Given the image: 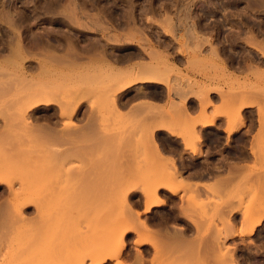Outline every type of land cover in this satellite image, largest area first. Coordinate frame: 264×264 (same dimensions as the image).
I'll return each instance as SVG.
<instances>
[{
    "label": "rangeland",
    "instance_id": "rangeland-1",
    "mask_svg": "<svg viewBox=\"0 0 264 264\" xmlns=\"http://www.w3.org/2000/svg\"><path fill=\"white\" fill-rule=\"evenodd\" d=\"M40 1L0 0V264H92L106 256L104 264H206L203 244L214 247L234 213L250 226L264 214V23L253 22L238 48L217 34L233 27L225 24L232 16L264 19V0H54L63 17L56 26L100 38L105 45L96 40L97 49L142 48L143 58L131 64L109 61L103 50L70 56L71 36L63 56L47 51L37 19L25 18ZM206 5L216 9L208 11V29ZM110 15L126 17V28ZM154 34L172 45L153 42ZM150 69L163 83L119 90ZM135 91L141 96L126 100ZM78 112L83 126L74 122ZM40 113H60L64 124L46 133ZM207 119H219L228 145L248 128L251 158L233 167L229 187L185 180L173 157L177 143L160 144L155 134L159 125L198 153L199 129L212 126H204ZM157 200L163 204L147 210ZM167 209L173 233L158 235L147 218ZM129 211L140 228L125 234L115 259L118 230L133 223L125 220ZM179 226L190 235L177 236Z\"/></svg>",
    "mask_w": 264,
    "mask_h": 264
},
{
    "label": "flooded vegetation",
    "instance_id": "flooded-vegetation-1",
    "mask_svg": "<svg viewBox=\"0 0 264 264\" xmlns=\"http://www.w3.org/2000/svg\"><path fill=\"white\" fill-rule=\"evenodd\" d=\"M221 3L223 2H219V6H221ZM59 6L60 5H58L54 0H42L36 6V9H32V5H30L28 11L25 12V18L28 21L33 22L32 19L36 18L37 22H39L40 24V29H43L38 32L42 34V36L40 37L42 40V45L46 46L45 49L47 51L53 52L55 55L63 56L67 48V44H65L64 38L66 39L67 37L69 38L71 36L74 38L72 39L73 42L71 44L73 46V49H71V56L74 55V57H79L88 52H95L96 50H103L102 54H104L109 61L118 62L121 64H131L143 58L142 56L145 54V52L142 48L132 49L126 46H104L105 48L103 49H97L95 43L96 40L98 41L99 45H105V43H101L99 41L100 38L80 35L61 26H56L63 22L61 21L63 17L59 15ZM237 9L238 7L236 6V9H232L231 12L237 13ZM208 11L216 12V9L209 10L207 9V5L206 9H203V13L205 14L204 18L206 19V22H203V26L205 29L214 27V25L212 27H208V25H210V22H207L208 19H211L213 21L212 18H209ZM35 14L37 15L35 16ZM109 18L114 24L117 25L119 29L124 30L126 28V22L128 20L126 17L110 15ZM256 19L251 15L243 17L232 16L228 18L225 24H231L233 27L226 26V28L223 27L220 32H217V34L220 35L219 39L224 42L223 45L225 44V46H234L238 48L240 44L238 40L240 38L243 39L248 33V30L254 27L253 22L259 21L264 23V19ZM49 22L54 25H46ZM228 30L230 32H227ZM64 32H67L69 35H65ZM262 33L264 34V31H262ZM154 35L155 37H150L153 42L156 43L157 41H159V39H162L164 46L166 45L169 47L170 45H172L169 40L166 41L165 39L159 37L158 34ZM87 40H93L94 42H89ZM228 40L230 41V43H228ZM77 41H79V43H77ZM239 53L240 51L237 50L234 54L236 56H239ZM239 61V58L236 59L237 63H239ZM28 67L31 68L33 66L28 65ZM140 96L141 93L135 91L126 100L135 99ZM84 114V112H78L74 115V122L77 126L80 124L81 126L86 124ZM36 118L40 120L39 124L42 126V130L50 134L54 133L53 130H60V126L64 124L61 121L62 117L60 113H58L56 116L55 113H50L49 115L40 113L39 115H36ZM81 121H83V123H79ZM56 125H58L59 127H57ZM221 125L222 123L218 119L214 125L205 127L212 129H210L209 131H201L203 143L201 149L203 151L209 150L211 153H217L215 156L209 155L201 160H187L185 163H182L184 174L183 177L188 182L196 184H213L218 180H235L234 174H231V172H233V167L237 166L242 161H248L251 158L250 150H243L242 145L239 144V135H243L241 136V138H245L244 135L245 132H247L248 128L245 132L242 131L241 134H234L232 137L233 143L228 145L227 134L223 128H220ZM233 216L236 217L234 218L235 223L231 224V226H228L227 230L225 229L220 231L219 236H217L218 239L216 241V245L214 247L209 246L208 244H203L205 260H207L206 264H230V262L231 264H264V223H261L260 226L258 225L255 227L253 231L254 234L244 236V234L246 233H241L242 236L241 234L240 236H236L239 235V232H246L250 225L241 224V215L234 213ZM174 218L175 217L173 209H167L165 211L154 210L153 215L147 218V222L156 234L172 235L171 233H173L175 224H172L170 221ZM179 227L183 231H181L180 233L176 232V235L180 234L183 237L186 235H190L188 234L189 230L188 228H186V226ZM227 232H230L231 235H227L226 237ZM207 243H211V241ZM142 253L145 259L150 260L154 255V249L152 247H149L148 249H144ZM224 257L226 259H224Z\"/></svg>",
    "mask_w": 264,
    "mask_h": 264
},
{
    "label": "bare ground",
    "instance_id": "bare-ground-1",
    "mask_svg": "<svg viewBox=\"0 0 264 264\" xmlns=\"http://www.w3.org/2000/svg\"><path fill=\"white\" fill-rule=\"evenodd\" d=\"M10 20V19H9ZM13 20V19H12ZM14 21V20H13ZM12 21V22H13ZM166 22H169V23H172L173 21H172V18H167L166 19ZM12 24V23H11ZM261 26H259V28H260ZM258 28V29H259ZM262 29V28H261ZM253 30V29H252ZM255 30V29H254ZM260 31V30H259ZM252 32V31H251ZM45 34V33H44ZM255 34V33H254ZM49 35V34H48ZM48 38V37H47ZM15 39V38H14ZM62 43V42H61ZM13 46V45H12ZM18 47V46H17ZM14 48V47H13ZM19 48H20V46H19ZM73 49V48H72ZM78 49V48H77ZM13 50H15V48L13 49ZM16 50H18V48L16 49ZM70 50V49H69ZM71 51V50H70ZM69 51V52H70ZM78 51V50H77ZM20 52V51H19ZM18 52V53H19ZM13 54H15V52H13ZM70 54H71V52H70ZM76 54H78V53H76ZM68 55V54H67ZM71 56V55H70ZM73 57H74V55H72ZM69 57V56H68ZM66 58H67V56H66ZM65 58V59H66ZM78 58V57H77ZM63 61V60H62ZM73 61V60H72ZM143 70H145V69H143ZM143 70H141L142 72L139 74V75H137V77L135 78V79H133V80H129V81H126V82H124V83H122V85L120 86V88H119V90H125V89H127V88H129V87H131V86H133V85H135L136 83H140V82H148V83H161L163 80H160V78H159V76L161 77L162 75H160L158 72V70L157 71H155V69L154 70H151V72L150 71H143ZM150 72V73H149ZM154 72H157V73H154ZM156 74H159V76H158V78H157V75ZM127 80V79H126ZM158 80H160L159 82H158ZM165 81V80H164ZM163 83V82H162ZM213 120L211 119H209V121H208V119H207V122H203V124H204V126L205 125H212L213 124ZM49 132V131H48ZM163 204V201H160V200H157V201H155V202H153V203H151L149 206H148V208H147V210H150L152 207H156V206H160V205H162ZM126 205V204H125ZM130 205V204H129ZM127 206V208L130 210L131 208V205L130 206ZM136 214V213H135ZM135 214H134V212H132L131 213V211H129V213L128 214H126V215H128V216H126L125 217V220H126V222L127 221H130V222H132L133 221V223L132 224H129V223H126L127 224V226H124L125 227V229H120V230H118V236H119V239H120V242H119V245H118V248H117V256L115 255V259H117V258H119V256L121 255V252H122V250H123V248L125 247V245H124V242H123V237L125 236V234H127V232H130V231H134L135 230V232H137L136 231V228H137V225H136V223L134 222V221H138V219H137V217L135 216ZM137 215H139V214H137ZM135 217H136V220H135ZM139 218V217H138ZM264 219V214H256V215H253V217L251 218V220H252V225L250 226L251 228H250V230L248 231H246V232H244V231H242V232H239V235H236V236H240V234L242 233H246V234H244V236L245 235H247V236H249L250 234H254V229H255V227L256 226H260V224H261V222H262V220ZM136 221V222H137ZM140 222V221H139ZM144 224H145V222H144ZM129 225V226H128ZM139 225V224H138ZM138 228H140V226H138ZM138 228H137V230H138ZM144 228V227H143ZM147 229V228H146ZM150 229V228H149ZM149 229H147V230H149ZM142 231V230H141ZM149 231H151L152 232V230H149ZM164 231V230H163ZM139 233H140V229H139ZM180 233V232H179ZM146 234H148V233H146ZM152 234V233H151ZM150 233L148 234V235H151ZM154 234V233H153ZM242 234H241V236H242ZM147 235V236H148ZM178 236V235H177ZM179 236H180V234H179ZM115 238H117V237H115ZM143 240V241H142ZM141 241H140V243L139 244H144L147 240H144V238L142 239ZM152 244V243H151ZM259 249V248H258ZM210 250V249H209ZM211 251V250H210ZM226 252H227V250H226ZM261 252V251H260ZM116 253V252H115ZM112 255V254H111ZM141 255V254H140ZM140 255H138V256H140ZM105 257V256H104ZM106 257H108V256H106ZM106 257L105 258H99V257H97V258H95L96 260L95 261H93L94 263H92V264H104V262L106 261ZM112 256H110L109 258H111ZM114 257V256H113ZM232 257V256H231ZM140 258V257H139ZM139 258H137V260L139 259ZM92 259V258H91ZM114 259V258H113ZM142 259V258H141ZM224 259H226L225 257H224ZM117 261H118V264H122L120 261H119V259H117ZM236 261V260H235ZM84 262V261H83ZM83 262H82V264H83ZM229 262V261H228ZM227 262V263H228ZM233 262H234V260H233ZM80 264V263H79ZM230 264H231V262H230Z\"/></svg>",
    "mask_w": 264,
    "mask_h": 264
},
{
    "label": "crops",
    "instance_id": "crops-1",
    "mask_svg": "<svg viewBox=\"0 0 264 264\" xmlns=\"http://www.w3.org/2000/svg\"><path fill=\"white\" fill-rule=\"evenodd\" d=\"M207 114L210 115L211 112L208 111ZM198 115H200L199 111L195 112V115L193 114V117H196ZM156 122L154 124H156ZM158 124H160V123H158ZM221 126H220V128H221ZM210 129H212V128L203 127V128H200L199 130L200 131H205V130L209 131ZM178 130H181V129H178ZM163 133H166V134H163ZM155 134L158 135L157 137L159 138L160 143H162V140H161V138H162L163 140L169 139L171 141H174L177 144H180V145L182 144V141H181L180 138H177V137H174V136L171 137V135L168 133V131H166V129H164L163 127H159V125L155 129ZM228 138L229 137L227 136V139ZM177 144H176V146H174V150H175L176 153H174L173 157H174L175 160L178 159V161H180L182 163H185L187 160H191V161L201 160V159H204L206 156H209V155L215 156L217 154V153H211L209 150L208 151L201 150V152L194 153V152H192L193 150L192 151H186L185 148L183 147V145H181V147L179 148ZM239 144L242 145V149L245 150V151L247 149H249V150L251 149L250 141H248V143H247L244 138H241V135H239ZM162 145H165V144L163 143ZM233 181L234 180H228V181L218 180V181L214 182L213 184H215V186H217L219 188H223V187H226V186L229 187V184H233Z\"/></svg>",
    "mask_w": 264,
    "mask_h": 264
}]
</instances>
